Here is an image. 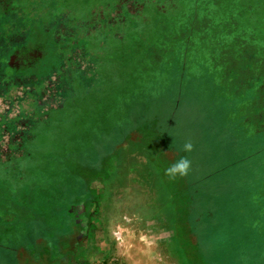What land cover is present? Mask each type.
I'll return each instance as SVG.
<instances>
[{"label":"rangeland","instance_id":"obj_1","mask_svg":"<svg viewBox=\"0 0 264 264\" xmlns=\"http://www.w3.org/2000/svg\"><path fill=\"white\" fill-rule=\"evenodd\" d=\"M211 1L0 0V264H264V0Z\"/></svg>","mask_w":264,"mask_h":264},{"label":"trees","instance_id":"obj_2","mask_svg":"<svg viewBox=\"0 0 264 264\" xmlns=\"http://www.w3.org/2000/svg\"><path fill=\"white\" fill-rule=\"evenodd\" d=\"M241 2H242V0H232V1L222 0L221 2H218L217 0H212L210 2L211 7H219L221 10L226 12V17L224 18V22H219L217 24V26L224 28L226 33H227L226 35H228L229 37H233V38L240 37V38H242V39H240V41H245L243 39V37H246V36L247 37H253L254 39L259 38V35L255 32L256 30H254V27L259 22V19L257 18V15L255 14V10L258 8L257 5L262 4V2L260 1V3L255 4L252 1V7L251 8H252L253 13L248 14V17L251 19L252 22H250V25L247 26L249 29L248 31H246L245 28H243L241 26V23L238 22L240 10L236 9L235 4L237 3L238 7H239V5H241ZM250 4H251V1H250ZM248 7L250 8V5ZM1 16H5V17L0 18V38H7V37L10 38V37H12V36H9L11 34V33H9L10 27L8 28V26H7V30H6V25L14 22L15 16L13 18L9 19L8 14H6L5 12H3V14ZM6 16H7V18H6ZM262 19H263V17H262ZM15 20L17 21V19H15ZM21 35H24V31H22ZM231 41H233V40H231ZM233 42H235V41H233ZM81 193H82V191L79 192L78 194H81ZM84 194H82V195H84ZM72 202H73V200L69 199V202H68L69 204H66V208H67V205L72 206V204H71ZM55 206L61 207L60 204H56ZM63 217H64L63 218V225L68 224V221L75 220V218H76L75 214H72L70 212L66 213L65 216H63ZM55 221H56V218L53 222L54 225H55ZM58 223L60 224V220L58 221ZM176 224H177V220L175 222V228H176L175 231L177 233L178 227L176 226ZM60 233H62V231H59L55 228V229H53L52 233L49 232V235H50L49 238H47L46 236H43V235H40L39 237H42L45 240H49V242L52 245L51 250H52V252H54L57 249V239L56 238L58 237V235H60ZM35 238H36V236H35Z\"/></svg>","mask_w":264,"mask_h":264},{"label":"clouds","instance_id":"obj_3","mask_svg":"<svg viewBox=\"0 0 264 264\" xmlns=\"http://www.w3.org/2000/svg\"><path fill=\"white\" fill-rule=\"evenodd\" d=\"M182 150L184 152H191L193 150V144L191 140H187L183 144ZM191 164L192 162L190 159H188L186 156H181L176 162L165 169V175H167L170 179H176L177 176H187L191 170Z\"/></svg>","mask_w":264,"mask_h":264},{"label":"flooded vegetation","instance_id":"obj_4","mask_svg":"<svg viewBox=\"0 0 264 264\" xmlns=\"http://www.w3.org/2000/svg\"><path fill=\"white\" fill-rule=\"evenodd\" d=\"M78 203H79V202H78ZM78 205H80V203H79ZM75 220L77 221L78 219L75 218Z\"/></svg>","mask_w":264,"mask_h":264}]
</instances>
